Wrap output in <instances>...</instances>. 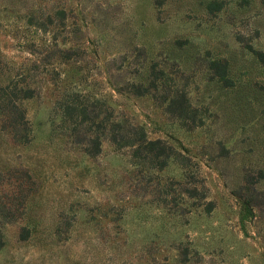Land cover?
I'll return each instance as SVG.
<instances>
[{
  "label": "rangeland",
  "instance_id": "obj_1",
  "mask_svg": "<svg viewBox=\"0 0 264 264\" xmlns=\"http://www.w3.org/2000/svg\"><path fill=\"white\" fill-rule=\"evenodd\" d=\"M75 91L163 153L61 122ZM8 99L0 264H264V0H0Z\"/></svg>",
  "mask_w": 264,
  "mask_h": 264
},
{
  "label": "trees",
  "instance_id": "obj_2",
  "mask_svg": "<svg viewBox=\"0 0 264 264\" xmlns=\"http://www.w3.org/2000/svg\"><path fill=\"white\" fill-rule=\"evenodd\" d=\"M49 56H47L48 58ZM61 57H67L66 54L61 55ZM143 77V76H142ZM145 82L136 81L127 83L125 85V89L132 92L136 96H143L146 94V78ZM27 93V90L26 92ZM80 91H75L71 94V97H67L62 103L61 107V122H66L70 120L73 125L72 129H75L81 123L87 122L88 131L91 129V126H95L99 133L105 137V131L110 133L109 140L112 144H114L117 148H121L124 146L134 147V157L143 154V158L146 159V152L154 153L153 158L161 155L163 153V147L157 146L152 148L153 144H156L157 141H147L146 135L142 127L132 121H129L125 118H119L114 120L111 117L109 112H107L103 102H99L96 100H88L83 99V94H80ZM28 96L24 94L23 97ZM83 99V100H79ZM172 102V101H170ZM3 109L7 112L15 111L14 114L9 117L8 122L9 127L12 128L13 137L20 143H28L31 139L30 136V128L28 124V120L26 119L25 111L23 108L18 107L13 100L8 99L6 102H2L0 104ZM101 115V116H100ZM92 145L98 149V144H100V139L98 135L91 139ZM149 146V148H146ZM89 151L91 148H88ZM137 154V155H136ZM162 165H164V160L161 161ZM14 217V215L8 210L5 209L4 206H0V218L2 219H10ZM27 221H32L31 217L28 216ZM37 230L35 226H29L26 222L23 226L20 227V233L17 236L18 240H25L28 237H31L33 233ZM58 229L54 230V233H57ZM4 244L3 234L0 229V247Z\"/></svg>",
  "mask_w": 264,
  "mask_h": 264
}]
</instances>
